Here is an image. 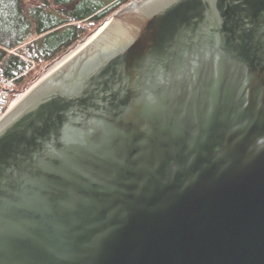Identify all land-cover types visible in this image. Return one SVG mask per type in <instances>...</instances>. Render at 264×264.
I'll return each instance as SVG.
<instances>
[{
	"label": "water",
	"instance_id": "95a60500",
	"mask_svg": "<svg viewBox=\"0 0 264 264\" xmlns=\"http://www.w3.org/2000/svg\"><path fill=\"white\" fill-rule=\"evenodd\" d=\"M106 22L0 116V264H264V0Z\"/></svg>",
	"mask_w": 264,
	"mask_h": 264
},
{
	"label": "trees",
	"instance_id": "16d2710c",
	"mask_svg": "<svg viewBox=\"0 0 264 264\" xmlns=\"http://www.w3.org/2000/svg\"><path fill=\"white\" fill-rule=\"evenodd\" d=\"M75 1L0 0V76L13 80V92L25 91L40 70L92 33L88 28L131 0L98 1L82 12L66 9Z\"/></svg>",
	"mask_w": 264,
	"mask_h": 264
},
{
	"label": "rangeland",
	"instance_id": "374dc122",
	"mask_svg": "<svg viewBox=\"0 0 264 264\" xmlns=\"http://www.w3.org/2000/svg\"><path fill=\"white\" fill-rule=\"evenodd\" d=\"M26 1V3L27 4H36L38 1H42V0H25ZM47 1H49V0H47ZM98 1L99 2H114L115 0H76L75 2L77 3V5H76V7H74V3H70V4H73L72 6L70 5V8L69 7H66V9H68V10H72V12L74 11V12H82L83 10H86L88 7H94V6H96V4L98 3ZM74 2V1H73ZM130 2V1H129ZM67 3H69V2H67ZM128 3V2H127ZM126 4V3H125ZM125 4H123V5H125ZM51 6L50 7H54L52 4H50ZM123 5H121V6H123ZM120 6V7H121ZM119 7V8H120ZM116 11V10H115ZM67 11H64V12H62L61 14H60V16H63V15H67ZM111 15H109L105 20H103L101 23H99L98 25H95V26H92V27H90V28H88L89 30L91 29L92 30V33H94V32H96L97 30H99V28L103 25V24H105V22H106V20L110 17ZM48 21L46 20V22L45 23H47ZM92 33H90V34H92ZM89 34V35H90ZM88 35V36H89ZM87 37V36H86ZM82 41V40H81ZM80 42V41H79ZM78 42V43H79ZM78 43H76V44H78ZM75 44V45H76ZM74 45V46H75ZM73 46V47H74ZM72 47V48H73ZM72 48H70V49H72ZM69 49V50H70ZM68 50V51H69ZM67 51V52H68ZM66 52V53H67ZM64 55V54H63ZM62 55V56H63ZM62 56H60V57H62ZM59 57V58H60ZM58 58V59H59ZM57 59V60H58ZM56 60V61H57ZM56 61H54V62H56ZM53 62V63H54ZM53 63H51V64H49V65H47V66H45L42 70H40L39 71V73H38V75L31 81V82H33L38 76H40L47 68H49ZM30 82V83H31ZM29 83V84H30ZM29 86V85H28Z\"/></svg>",
	"mask_w": 264,
	"mask_h": 264
},
{
	"label": "built area",
	"instance_id": "2783aa9c",
	"mask_svg": "<svg viewBox=\"0 0 264 264\" xmlns=\"http://www.w3.org/2000/svg\"><path fill=\"white\" fill-rule=\"evenodd\" d=\"M13 80L0 76V116L11 103L22 93L13 92Z\"/></svg>",
	"mask_w": 264,
	"mask_h": 264
},
{
	"label": "bare ground",
	"instance_id": "6f19581e",
	"mask_svg": "<svg viewBox=\"0 0 264 264\" xmlns=\"http://www.w3.org/2000/svg\"><path fill=\"white\" fill-rule=\"evenodd\" d=\"M107 25V22L100 28V30H102L103 29V27H105Z\"/></svg>",
	"mask_w": 264,
	"mask_h": 264
}]
</instances>
